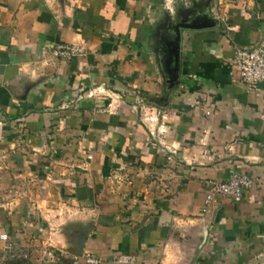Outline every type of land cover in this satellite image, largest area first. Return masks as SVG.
<instances>
[{
	"label": "crops",
	"instance_id": "1",
	"mask_svg": "<svg viewBox=\"0 0 264 264\" xmlns=\"http://www.w3.org/2000/svg\"><path fill=\"white\" fill-rule=\"evenodd\" d=\"M263 33L264 0H0L5 260L264 264V82L231 64Z\"/></svg>",
	"mask_w": 264,
	"mask_h": 264
},
{
	"label": "built area",
	"instance_id": "2",
	"mask_svg": "<svg viewBox=\"0 0 264 264\" xmlns=\"http://www.w3.org/2000/svg\"><path fill=\"white\" fill-rule=\"evenodd\" d=\"M56 58L71 60L81 57L84 53L81 46L71 43H58L52 49ZM231 64L238 70L239 78L245 85V90L255 89L260 83L264 82V33L261 38L249 47H238L233 52ZM91 155H87L90 159ZM252 178L244 172L231 170L224 181H212L207 184L205 202L211 201L215 194L228 196L237 199L243 192L251 187ZM87 264H100V260L92 253H85ZM118 261L133 263L135 256L130 254L120 255Z\"/></svg>",
	"mask_w": 264,
	"mask_h": 264
},
{
	"label": "rangeland",
	"instance_id": "3",
	"mask_svg": "<svg viewBox=\"0 0 264 264\" xmlns=\"http://www.w3.org/2000/svg\"><path fill=\"white\" fill-rule=\"evenodd\" d=\"M12 254V256L14 257V259L15 260H17V264H27V260H26V258L25 257H23V256H20L21 258H17V257H19V256H17V254H16V252H12L11 253ZM16 254V255H15ZM8 256V257H10L11 255H5V254H2V253H0V263H1V261H4L5 259H8V258H6V257ZM14 260V261H15ZM5 261H7L8 263L7 264H11V263H9L10 262V260H5ZM2 264V263H1Z\"/></svg>",
	"mask_w": 264,
	"mask_h": 264
},
{
	"label": "water",
	"instance_id": "4",
	"mask_svg": "<svg viewBox=\"0 0 264 264\" xmlns=\"http://www.w3.org/2000/svg\"><path fill=\"white\" fill-rule=\"evenodd\" d=\"M177 69H178V54H175V61H174V68H173V73L174 76L177 75Z\"/></svg>",
	"mask_w": 264,
	"mask_h": 264
}]
</instances>
